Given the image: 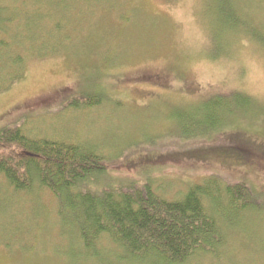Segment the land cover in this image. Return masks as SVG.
Returning <instances> with one entry per match:
<instances>
[{
  "label": "rangeland",
  "instance_id": "rangeland-1",
  "mask_svg": "<svg viewBox=\"0 0 264 264\" xmlns=\"http://www.w3.org/2000/svg\"><path fill=\"white\" fill-rule=\"evenodd\" d=\"M221 5L235 10L234 31ZM1 7L6 20L20 14L5 26H17L21 48L12 53L26 68L0 48V128L21 122L30 139L92 147L111 178L151 180L169 201L213 178L223 194L245 183L264 193V0H0ZM234 92L257 105L236 100L239 109L221 125L241 124L235 136L263 153L251 159L242 142L221 146V136L201 126L205 101ZM87 96L101 103L76 109ZM212 186L225 246L188 264H264V208L239 217ZM44 190L14 192L0 175V264H126L104 253L83 258Z\"/></svg>",
  "mask_w": 264,
  "mask_h": 264
},
{
  "label": "trees",
  "instance_id": "trees-1",
  "mask_svg": "<svg viewBox=\"0 0 264 264\" xmlns=\"http://www.w3.org/2000/svg\"><path fill=\"white\" fill-rule=\"evenodd\" d=\"M221 7L223 9L224 5ZM2 8L0 48H9L8 54L14 64L25 69V58L20 55L14 57L12 53L18 52L21 45L17 43L20 41L17 26H5L6 22H17L20 14L11 12L6 20L3 15L5 9ZM220 16L227 20L232 31L236 29L239 19L233 8L227 12L223 9ZM28 33L35 38L34 28ZM42 54L48 56L47 52ZM92 99L87 96L76 109L83 107L89 110L101 103ZM240 99L245 109H250L252 103L257 105L253 97L242 92L205 101L201 126L209 129L204 132L209 136L213 130L221 136V146L236 147L242 142L250 149L246 154L249 156L247 159H251V153H263L258 144L235 136L240 133L241 124L233 129L221 125L227 113L231 115L239 109L236 100ZM231 101L232 106L229 105ZM234 125L236 122L228 126ZM24 132L21 122L0 128V175L14 192L29 194L26 190H31L34 185L44 193V189L49 190L57 201L58 222L75 231L76 240L83 249L82 257L89 262L99 253H104L126 264H188L199 257H217V251L224 248L225 216L215 211L212 189L215 181L220 194L218 180L213 178L204 186L189 187L182 199L169 201L153 189L151 180L122 183L111 178L110 167L92 147L38 141L30 139ZM221 132L232 134L221 135ZM187 135L190 134L185 133V138ZM240 156L244 157L243 154ZM260 192L245 183L227 186L225 193H221L240 217L251 212L252 207L258 211L264 208V193ZM251 199L254 203L261 200L262 206L250 203ZM108 247L116 248L115 252L108 253Z\"/></svg>",
  "mask_w": 264,
  "mask_h": 264
}]
</instances>
